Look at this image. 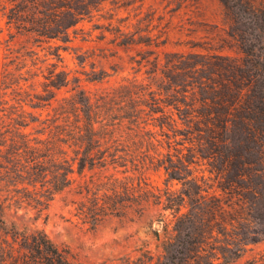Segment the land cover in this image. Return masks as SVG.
<instances>
[{"label":"trees","instance_id":"trees-1","mask_svg":"<svg viewBox=\"0 0 264 264\" xmlns=\"http://www.w3.org/2000/svg\"><path fill=\"white\" fill-rule=\"evenodd\" d=\"M105 1L0 0L7 24L38 46L48 44L45 58L28 48L23 62L0 71V264H107L73 260L43 228L4 217L6 201L40 214L73 184L81 195L76 213L92 225L155 207L163 231L162 239L152 231L159 253L144 249L110 264H228L264 238V0H219L224 36L209 30L211 36L173 42L194 49L188 52L162 51L170 43L168 28L157 29L151 14L116 18L123 2L110 0L114 12L101 16L109 22L95 26L98 38L107 32L125 49L145 47L139 59L131 58L145 77L91 92L59 63L65 44L84 33L77 24ZM174 1L179 8L185 0ZM131 19L134 30H125ZM232 47L238 56L224 52ZM49 58L54 61L40 71L37 90L35 66ZM106 76L102 70L86 80ZM30 123H38L37 135L25 131ZM201 165L207 177L195 174ZM109 166L123 167V176L85 178V171ZM160 168L164 188L145 175ZM174 181L180 188L172 189ZM252 262L264 264V253Z\"/></svg>","mask_w":264,"mask_h":264},{"label":"rangeland","instance_id":"rangeland-1","mask_svg":"<svg viewBox=\"0 0 264 264\" xmlns=\"http://www.w3.org/2000/svg\"><path fill=\"white\" fill-rule=\"evenodd\" d=\"M122 2L121 7L117 10L116 18H124L128 14L132 16L135 13H139V17L151 14L153 16L152 24L156 25L157 29L163 27L169 29L170 43L162 48V51L188 52L194 50L188 44L174 45L173 42L204 38L205 35L211 36V34L224 36L227 29L223 5L219 0H185L179 8H177L178 3L174 0H144L142 6H140L141 1L139 0H122ZM114 8L110 0H106L101 11H94L91 19L87 18L77 24L76 28H82L84 33H78L71 42L65 44L67 48L61 50L63 61L59 63V69L70 72V78L79 76L80 85L91 92L115 87L124 79L145 77L144 68L135 72L137 65L135 62H131V58H140L138 52L145 47L138 45L125 49L111 43L112 35L107 32L103 39L98 38L100 29L95 26L97 24L106 25L109 22L108 19L101 16H108L114 12ZM6 21L7 17L0 9V71L5 63H9V68L12 69L15 62L20 60L23 62V53L28 48L35 49L39 59L46 57L44 54L48 44L43 43L38 46L33 42V38L23 35L22 31H18ZM133 23H135V19L129 21L128 28L126 26L123 28L133 31ZM113 24H117V22L113 21ZM192 30L196 31L191 32ZM209 30H212L213 33H207ZM49 44L55 45L61 44V42L51 41ZM224 52L238 56L235 47L225 49ZM82 57H85L84 61L78 59H82ZM53 61L54 59L49 58L44 63L39 62L35 66L39 72V76L34 80L37 90L41 89L39 82L43 80L40 71L43 70L46 73L48 63ZM102 70L107 72L108 76L100 81L86 80L88 76L99 74ZM26 85L23 84V89ZM71 87L72 83L68 87L60 89L58 97L68 94L67 90ZM45 113L44 111L42 116ZM37 128L38 123H30L25 131L37 135L35 133ZM205 167V165L196 166L195 174L197 176L204 174L207 177L208 172L200 171ZM122 170L123 167H120L115 171L112 166H109L108 169L95 168L92 171H85V178L88 179V176L93 173L102 176L115 172L116 175L122 177L123 174L120 173ZM145 175L155 187H165V173L162 168L149 169ZM75 186L76 184H73L70 188L56 194L40 214L32 208L26 207L25 204L20 205L13 201L8 204L9 202L6 201L4 217L7 222H14L19 227L37 225L43 228L59 248L67 250L69 257L79 262H107L110 264L118 257L136 258L144 249H149L154 255L159 253L160 248L157 245L160 241L156 239L152 231L157 229L160 239L163 238V231L161 224L155 221L157 218L155 207L150 206L141 216H135L131 211L127 216H106L98 224L92 225L76 213V203L80 200L81 195L75 192ZM180 186L176 181L172 182V189H178ZM166 214L168 218H171L168 212ZM260 224L261 221L257 219L254 226L260 227ZM261 253H264V238L255 244L247 245L241 256L228 264H255L252 261L257 259Z\"/></svg>","mask_w":264,"mask_h":264}]
</instances>
